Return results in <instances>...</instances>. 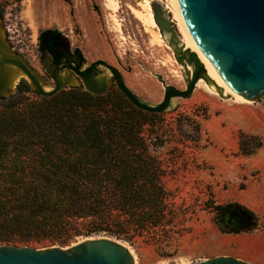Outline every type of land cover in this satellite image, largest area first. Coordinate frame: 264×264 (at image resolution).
<instances>
[{"label":"rangeland","instance_id":"obj_1","mask_svg":"<svg viewBox=\"0 0 264 264\" xmlns=\"http://www.w3.org/2000/svg\"><path fill=\"white\" fill-rule=\"evenodd\" d=\"M113 1L116 9L109 0H0L2 37L49 87V60L41 57L39 40L45 30L60 33L70 49L79 52L82 67L101 59L117 68L127 87L151 104L161 101L163 83L183 89L184 72L168 43L170 34L157 24L156 29L144 26L138 17L142 0ZM153 5L164 10L179 35L163 1H151L152 12ZM100 69L99 76L108 83L105 94L123 97L109 71ZM60 75H69L64 89L86 91L71 71ZM26 80L19 79L15 86L21 81L29 84ZM29 86V97L39 95ZM228 96L196 85L189 96L176 97L166 111L145 121L142 134L159 162V182L166 191L165 218L153 229L131 224L125 238L107 231L86 232L80 225V234L65 243H60L63 233L26 229L9 236L27 241L1 243L67 247L84 239L112 237L129 247L135 264H185L218 255L264 264V99L239 103ZM238 206L252 211L253 218Z\"/></svg>","mask_w":264,"mask_h":264},{"label":"trees","instance_id":"obj_2","mask_svg":"<svg viewBox=\"0 0 264 264\" xmlns=\"http://www.w3.org/2000/svg\"><path fill=\"white\" fill-rule=\"evenodd\" d=\"M16 90L0 97V243L27 241L9 236L26 229L65 243L80 225L127 238L131 224L161 223L162 170L142 134L157 113L76 87L32 98L25 81Z\"/></svg>","mask_w":264,"mask_h":264},{"label":"water","instance_id":"obj_3","mask_svg":"<svg viewBox=\"0 0 264 264\" xmlns=\"http://www.w3.org/2000/svg\"><path fill=\"white\" fill-rule=\"evenodd\" d=\"M175 2L191 41L222 87L240 100L264 99V0ZM153 10L156 24L170 34L169 43L176 61L183 68L185 87L180 89L163 83L161 101L151 104L131 91L124 83L119 70L104 60L98 59L82 67L80 59H72L79 68L74 67L71 60H68V70L81 79L86 91L93 95H103L107 92V80L104 76H99L102 70L100 68L103 67L109 71L121 94L143 111L162 113L171 106L173 99L185 98L192 93L198 79L204 76L205 67L195 52L179 43L172 21L164 17V10L158 5H153ZM7 65L21 69L29 79L26 81L44 97L64 89L65 81L69 77H63L48 68L53 84L51 89L44 90L40 84L43 79L19 56L11 52L4 38L0 36V97L13 92L8 86ZM188 65L193 66L192 71L188 69ZM0 264H135V259L129 247L120 240L98 237L84 239L67 247L34 248L28 245L0 243ZM185 264L249 263L229 255H218Z\"/></svg>","mask_w":264,"mask_h":264},{"label":"bare ground","instance_id":"obj_4","mask_svg":"<svg viewBox=\"0 0 264 264\" xmlns=\"http://www.w3.org/2000/svg\"><path fill=\"white\" fill-rule=\"evenodd\" d=\"M151 1H155V0H142L140 2V6L142 8V11L138 12V17H139L140 21L144 24V26L146 28L150 27V28L156 29V22L154 20L153 12H152L151 6H150ZM161 1H163V3L166 6V8L169 9L170 14H172V18H173L174 22L176 23V25L178 27L179 35H180L179 40H178L179 43L182 44L184 48L189 49L190 51L195 52L196 55H197V57L199 58V60L201 61V63H203V65L205 67L206 72H205V74H204L203 77H200L198 79L196 85L199 86V87L200 86L201 87H204L209 93L215 94L217 96H218V94L221 95V96H223V97L229 95V96H231V99L233 101H236V102H239V103H251V102L246 101V100H240L238 98H235L234 96H232L230 93H228L222 87V85L220 84V82L218 81V79L215 77V75L213 74V72L210 70V68L208 67V65L205 63V61L203 60V58L200 56V54L196 50L193 42L191 41V39H190V37H189V35H188V33H187V31H186L183 23H182V21H181V19L179 17L175 0H161ZM108 4L113 9H116L113 0H109V3ZM0 36H2V31H0ZM154 37L156 38V40H158L157 42H161L162 41V37H161L160 33H158L157 31H155ZM172 51H173V48H172ZM188 69L190 71H192L193 66L192 65H188ZM6 70L8 72V79H7L8 86H9V89L11 91L14 88L16 82L19 79L25 78V79L29 80L28 77L26 76V74L21 69L15 67L13 65H7L6 66ZM106 76H109L108 73H106ZM183 78H185V75H184ZM200 79H205V80H200ZM206 79H208L209 81H207ZM40 84H41V86H42V88L44 90H49V89L52 88V85L49 87L48 84H46L43 80H40ZM48 87H49V89H48ZM214 89H216L218 92L215 91ZM229 96H228V98H229ZM172 104L173 103L171 102V105ZM131 253H132V251H131Z\"/></svg>","mask_w":264,"mask_h":264},{"label":"flooded vegetation","instance_id":"obj_5","mask_svg":"<svg viewBox=\"0 0 264 264\" xmlns=\"http://www.w3.org/2000/svg\"><path fill=\"white\" fill-rule=\"evenodd\" d=\"M39 40L41 42V57L45 61L49 60L47 66L55 71V73L61 74L63 71L68 70V60H71L74 67L79 68L72 59H80L82 62V57L79 52L70 49L69 44L60 38V33L57 35L53 31L46 36H42Z\"/></svg>","mask_w":264,"mask_h":264}]
</instances>
